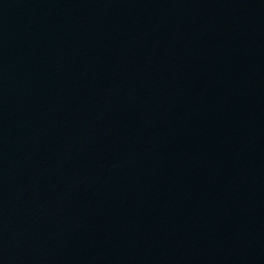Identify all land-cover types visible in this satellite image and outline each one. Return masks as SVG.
<instances>
[{
  "label": "water",
  "instance_id": "obj_1",
  "mask_svg": "<svg viewBox=\"0 0 264 264\" xmlns=\"http://www.w3.org/2000/svg\"><path fill=\"white\" fill-rule=\"evenodd\" d=\"M0 264H264V0H0Z\"/></svg>",
  "mask_w": 264,
  "mask_h": 264
}]
</instances>
